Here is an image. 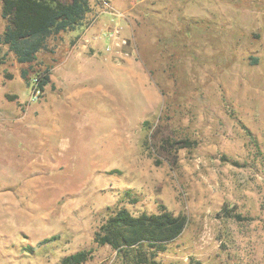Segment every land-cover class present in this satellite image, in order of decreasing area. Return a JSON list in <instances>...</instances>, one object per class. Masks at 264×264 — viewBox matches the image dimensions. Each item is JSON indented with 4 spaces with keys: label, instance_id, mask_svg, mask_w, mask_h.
I'll use <instances>...</instances> for the list:
<instances>
[{
    "label": "rangeland",
    "instance_id": "374dc122",
    "mask_svg": "<svg viewBox=\"0 0 264 264\" xmlns=\"http://www.w3.org/2000/svg\"><path fill=\"white\" fill-rule=\"evenodd\" d=\"M48 46L0 43V264H138L95 232L163 205L187 223L156 264H264V0H91Z\"/></svg>",
    "mask_w": 264,
    "mask_h": 264
},
{
    "label": "trees",
    "instance_id": "16d2710c",
    "mask_svg": "<svg viewBox=\"0 0 264 264\" xmlns=\"http://www.w3.org/2000/svg\"><path fill=\"white\" fill-rule=\"evenodd\" d=\"M0 1L1 15L6 22L0 43L8 47L19 63L33 67L38 63V53L49 50L48 40L52 36L76 29L91 11V0ZM29 73L23 69L22 78L34 90L44 92L51 81L50 68L38 67L32 82ZM183 143L190 145L191 142L184 140ZM234 216L244 219L240 214ZM186 223L185 215H176L164 205L158 213L143 212L139 215L120 209L100 225L95 232V242L117 251L134 249L138 264H156L158 254L183 233ZM94 251L90 248L75 252L57 264H85L93 258Z\"/></svg>",
    "mask_w": 264,
    "mask_h": 264
},
{
    "label": "built area",
    "instance_id": "2783aa9c",
    "mask_svg": "<svg viewBox=\"0 0 264 264\" xmlns=\"http://www.w3.org/2000/svg\"><path fill=\"white\" fill-rule=\"evenodd\" d=\"M36 92H38V93H39V91H36Z\"/></svg>",
    "mask_w": 264,
    "mask_h": 264
}]
</instances>
